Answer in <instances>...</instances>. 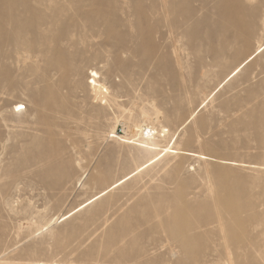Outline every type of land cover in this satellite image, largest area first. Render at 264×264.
<instances>
[{"label": "rangeland", "instance_id": "1", "mask_svg": "<svg viewBox=\"0 0 264 264\" xmlns=\"http://www.w3.org/2000/svg\"><path fill=\"white\" fill-rule=\"evenodd\" d=\"M176 1H122L119 23H86L69 58L30 60L63 82L56 106H41L43 83L27 68L31 90L0 93L2 118L24 129L0 164V264H174L159 251L175 235L187 239L177 264H264V49L220 84L264 43V0H209L199 23L180 27L170 22L172 8L185 9ZM93 77L118 107L92 101ZM114 126L163 147L177 132V152L62 218L157 153ZM144 126L157 133L142 136Z\"/></svg>", "mask_w": 264, "mask_h": 264}, {"label": "bare ground", "instance_id": "2", "mask_svg": "<svg viewBox=\"0 0 264 264\" xmlns=\"http://www.w3.org/2000/svg\"><path fill=\"white\" fill-rule=\"evenodd\" d=\"M122 1L130 2L132 0H0V93H4V90H31L30 82L23 80L24 69L27 68L31 71H38L37 76L34 77L32 83H36L38 80L39 82L43 83V88H41L39 92V94L43 96V100L41 99L40 101L41 106L43 108H51L56 106L57 100L62 99L61 90L59 89L63 86V82L53 83L45 79L44 74L41 73L43 71L40 72V67L35 66L33 61L35 59L42 58V60L45 62V60H48L47 57L50 54H55L56 58L59 60H62L63 58H69L70 55H72L69 47H75L78 45V43H82L84 36L83 31L86 23L94 26L101 23L113 26L119 23L118 20H112L111 16L114 14L117 16L118 10L125 9V5L122 3ZM176 2H178V4H181V2L185 3V9L181 8L180 5L172 8L170 11V22H173L177 27H180L182 23H191L192 25L199 23L200 20L199 18L194 17L196 15L194 12L204 7L208 8L209 0H177ZM195 3H198L201 6ZM112 10L115 12L112 13ZM152 11L153 10L151 7L148 15L151 14ZM93 15L100 16L99 22H95L96 20H94ZM221 21L225 22L223 19ZM263 49L264 43L259 45V47H257L252 54H250L243 62L233 69L220 84H223V82L230 75L239 70L244 63H248ZM30 60H33L32 64H29ZM49 63L52 65L53 61H50ZM29 65L30 67L28 68ZM93 76H95V74ZM86 85L88 86L92 95V101L100 103V105L109 107L110 109L111 107H114L115 104L117 105V98L113 95L111 87L108 86L106 82L99 81L93 77L87 80ZM53 96L55 97L54 99ZM207 99L202 101L198 108L182 124L180 130L197 115L200 107L205 105ZM20 105H22L20 102L11 105V107L14 106L13 111L11 110L13 115H19L22 112L23 107L18 108ZM116 107H118V105ZM119 107L120 108L118 109L122 110V107ZM38 113L39 110H35L31 115L33 121H26L29 129H33L37 124V122L34 121V118L37 117ZM1 114L2 107L0 102V164L5 160V154L9 150V144L7 142L13 137H17L19 134L24 132V129L21 126L17 131H15L16 127L18 126L10 124L6 118H2ZM117 122H121V120L117 119ZM123 123L126 124L127 122ZM127 125L129 126L128 123ZM115 126L112 129L113 134L115 132L114 129H116ZM149 127L152 128L153 132L157 133L158 128L156 126ZM2 129H4V131ZM127 131V136L124 137L126 141L124 142L133 143L129 142V140L130 138L133 139L134 136L131 132H129V130ZM153 135L149 134L148 137L152 138L151 136ZM177 137L178 133L176 132L169 144L164 147L161 146V144L153 142L151 139L150 141L143 140L142 142L138 141L139 143H133L141 146L144 149L146 148L155 150L157 153L150 157L143 164L139 165L124 178L114 182L113 184H110L107 188L99 191L86 202L81 203L78 207L62 215V218L65 219L70 217L75 212L86 207L89 203L101 199L112 189L122 185L137 172H141L142 170L148 168L151 164L168 153H176L177 148L174 145L176 143ZM186 152L199 156L194 152ZM29 170L32 172V174L37 175V171L34 169L30 168ZM27 177L28 176L25 178ZM18 182H15V186L19 185ZM82 184L83 182L81 185ZM31 211H33L32 208ZM35 212L38 213V211ZM170 240H172V245L169 246V249L167 248L166 251L161 250L159 252L162 254V256H164L167 252L170 253L169 261L177 264L178 259L176 256L179 253L177 247H182L184 249L186 247L187 239L185 236H182L181 238L179 235H175L172 237V239L169 238V241ZM173 240L176 241V245H174ZM164 245L165 244L163 243L162 246ZM210 246L211 243L208 242L206 244V249L208 250ZM2 259H6V257H0V261ZM28 260L34 262L38 259L30 256Z\"/></svg>", "mask_w": 264, "mask_h": 264}, {"label": "built area", "instance_id": "3", "mask_svg": "<svg viewBox=\"0 0 264 264\" xmlns=\"http://www.w3.org/2000/svg\"><path fill=\"white\" fill-rule=\"evenodd\" d=\"M149 134H154L153 130L151 127L149 126H144V128L142 129V136L144 137H148ZM115 136H124V135H127V132H126V127L125 126H121L115 134H113Z\"/></svg>", "mask_w": 264, "mask_h": 264}, {"label": "snow or ice", "instance_id": "4", "mask_svg": "<svg viewBox=\"0 0 264 264\" xmlns=\"http://www.w3.org/2000/svg\"><path fill=\"white\" fill-rule=\"evenodd\" d=\"M22 107H23V105L18 106V108H22Z\"/></svg>", "mask_w": 264, "mask_h": 264}]
</instances>
